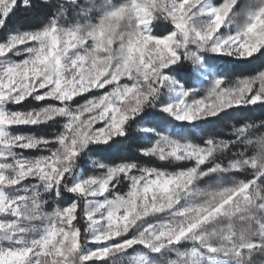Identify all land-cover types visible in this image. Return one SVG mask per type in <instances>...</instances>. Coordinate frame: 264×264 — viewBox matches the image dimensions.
Returning <instances> with one entry per match:
<instances>
[{"label":"snow or ice","instance_id":"1","mask_svg":"<svg viewBox=\"0 0 264 264\" xmlns=\"http://www.w3.org/2000/svg\"><path fill=\"white\" fill-rule=\"evenodd\" d=\"M0 264H264V0H0Z\"/></svg>","mask_w":264,"mask_h":264}]
</instances>
